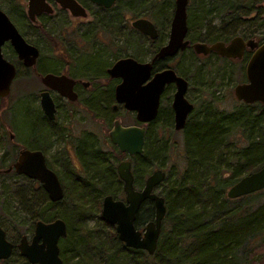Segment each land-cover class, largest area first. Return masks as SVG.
<instances>
[{
	"label": "trees",
	"instance_id": "trees-1",
	"mask_svg": "<svg viewBox=\"0 0 264 264\" xmlns=\"http://www.w3.org/2000/svg\"><path fill=\"white\" fill-rule=\"evenodd\" d=\"M119 1L121 0L117 2ZM214 1L220 3L219 9L225 13L220 21V27L226 29L234 24L240 23L243 26L244 23L255 20V17L250 16L252 5L264 8V4H261L263 0ZM249 3L253 4L249 6ZM164 12L161 9L160 14L163 17ZM191 17H194V14L190 11V22ZM104 22L110 26L109 20L103 21V24ZM198 26L196 32L202 27L201 24ZM224 31L226 30H222L215 37H219L218 40L228 38V32L224 35ZM45 33L50 37L48 31ZM241 36L255 38L256 34L253 31L241 33ZM190 38L191 41L194 39ZM37 72H42L41 66L37 67ZM3 99L5 98H0ZM38 115L37 119L42 120V127L40 131L34 129L35 133L31 136L33 142L42 147L41 144L45 142L42 134L46 135V130L50 133L52 123H46L47 120L41 113ZM161 117H165L163 121L172 118L170 112L167 115L161 112L157 121ZM225 123L230 126L238 125L248 131L245 146L236 148L229 141L230 133L225 128ZM164 126L169 125L165 123ZM151 131L152 129L147 130L143 153L130 157L136 188L143 186L149 174L147 167L151 164L153 156L152 151H148ZM183 135L185 168L180 175L166 174L164 181L156 189L157 193L164 197L166 215L155 253L148 255L143 250L125 247L118 240L113 226L108 224L101 214H98L97 220L100 229L82 226V222L95 213L93 210L95 202L96 212L101 208L102 199L98 198L100 194L103 196L110 194L114 198L123 197L122 181L118 178L113 161H119L125 155L109 143V148L111 151L114 150L115 154L100 151L94 144L90 146L89 154L82 155L85 182L80 184L82 187L73 189V192L64 190L60 202H66L68 199V203L58 217L67 222V235L59 240L61 258L68 249L72 258L76 259V264H243L244 257L241 253L249 241L258 238L259 245L264 246V188L235 199H229L225 194L227 188L240 177L264 164V105L259 102L242 103L241 108L223 114L217 112L209 103L189 119ZM12 147L13 150L7 158L6 154L0 157V169L7 168L16 158L17 153L14 150L17 146ZM225 171L229 172L226 177L223 176ZM5 174L8 173L1 172L0 177L6 176ZM23 178L26 179L24 176ZM30 186L25 194L10 191L8 186L0 188V199L6 204V207L1 209L4 216L0 214L2 226L6 219L13 224H24L18 216L23 213L18 205L22 206L24 203L29 205L31 211L28 218L30 221L28 231L31 233L37 219L50 221L57 218L51 214L45 215V211L48 206L52 208L59 202H51L37 181H31ZM22 198L25 199L24 202L21 201ZM77 201L86 204L90 202L92 208L84 209ZM152 215L151 203L145 202L138 212L137 225L141 228ZM18 240H11L14 246L12 254L8 259L1 260L0 264H30L18 252L16 247ZM253 262L254 260L251 263Z\"/></svg>",
	"mask_w": 264,
	"mask_h": 264
},
{
	"label": "rangeland",
	"instance_id": "rangeland-1",
	"mask_svg": "<svg viewBox=\"0 0 264 264\" xmlns=\"http://www.w3.org/2000/svg\"><path fill=\"white\" fill-rule=\"evenodd\" d=\"M213 3L215 6H212ZM252 4L253 3H249V6ZM261 4H264V0L261 1ZM254 5H252L250 16L255 17V20L244 23L243 26L242 24L240 25V23L234 24L231 28L226 29L220 27V21L225 13L220 11V3H218V1L188 0V35L194 38L192 42L199 41L209 43L218 40L219 37L215 36L220 34L224 29L226 30L223 32L224 35L228 32V38L226 37L227 40L234 35H241V33L254 31L256 34L255 39L258 42H262L264 40V8H256ZM173 7L174 0H121L116 3L114 8L103 13V16H107L108 18L109 16H121V21L123 22L122 29L116 32L115 27L111 31L108 30L103 32V30L99 28L96 29L92 24V30H97V32L95 34L91 32L86 36L84 31L90 28L89 21L92 19L90 14H88L87 18H72L69 13L56 12L45 22L47 24V26H45L46 29H49L50 33L54 34V37H52L54 40L50 38L46 40L40 36L37 29L34 27L36 25L30 23L28 20L26 15V0H0V8L9 15L10 19L19 30L22 32L26 31L24 35L26 40L39 47L41 51L39 63L43 64V72L48 71L45 70V68L49 69L52 67V62L54 64L53 69H50L52 72L53 70L58 72L61 70L62 67L59 58L61 59L63 58L62 55L67 56V54H62L54 49V44L58 47L63 41L66 47H70L76 52L75 55L83 53L84 47L86 49L88 48V50L90 48H98L108 52L110 57L107 62L104 58L105 56L102 57V55H100L99 58H95L96 56L86 55L89 53L83 54V56L86 55L84 61L86 60L89 68L94 70H99L103 67L104 62H106L108 66L117 57L122 56L131 55L133 57L136 56L140 61H147L151 55L150 49L152 48V43L148 38H144L141 34L134 32L130 23L137 17H144L151 20L159 29L161 42H164L172 17ZM161 9L166 12H164V17L160 14ZM190 11L194 14V17H191V22L189 20ZM199 24H201L202 27L196 32L199 28ZM75 25L81 27V30H76L74 28ZM233 27L234 29H232ZM242 29H244L245 32H242ZM82 34L86 39L81 36ZM189 36L188 38H190ZM51 43H53L52 46ZM2 51L4 56L13 62L17 69L16 77L11 84L9 96L0 100V157L6 154L5 157L7 158L12 152V146L14 145L17 146L14 150L15 153H17L21 146L29 148H36L38 146L33 142L31 135L35 133V130L40 131L42 127V120L39 119L38 121L37 119L39 116L38 113H41L38 96L39 92L44 89V86L32 70L27 74L26 69L18 61L10 46L5 45ZM169 65L178 74L185 76L189 80L191 84L189 97L193 99L197 97L196 112L201 111L203 106L209 103L212 104V108L217 112L223 114L234 112L242 107V103L236 100L234 96L233 88L236 84L245 81V58L233 60L221 59L212 54L194 57V52L188 48L182 54L171 59ZM99 81H102L100 84L103 88H110L112 84V82L105 81L104 79H96L93 81V84L87 88V91L90 90L89 92H92L94 84H97ZM198 87L200 90H198ZM58 102L60 105L59 119L55 120V125H52L51 128L54 129V126L63 127V125H65V133H60V135L57 134L51 137V133L50 136L47 134L49 130H46L47 135L44 137L46 139L43 146L46 147V160L48 165L59 174L60 179L63 178L60 180L63 190L67 189L68 192L70 190L73 192V189L82 187L80 184L84 183L86 179V174L80 165V161L77 160L73 153L78 141L83 139L82 130L86 129L89 132H93L98 138V141H100L97 145L101 147L103 151H110L112 154H115V151H111L112 149L109 148L110 144L107 139L111 130L110 127L113 118L110 117L112 114L109 115L107 119L94 116L92 113L78 106H75L77 111L74 109L71 110L72 106L70 104L60 101L59 99ZM75 105H78V103ZM111 105L112 104H110L109 107H111ZM163 107V109H166L168 105L165 103ZM117 112L115 117L123 125L134 123L133 114L126 112L122 108H119ZM218 116H220V114H218ZM162 124V118H159L150 128L152 131L150 134L151 142L148 151H152L151 154H153V156H151V164L147 167L148 173L154 169L161 168L165 171V174L173 173L175 175H180L186 165L183 151L184 135L182 131H175L172 128V124L168 127L162 126ZM225 126L229 131L228 133H230L228 139L236 148H241L247 144V130L245 131L238 125L230 126L225 123ZM10 133L13 134L12 139H10ZM123 158L128 159L126 157ZM117 162L118 161H113L115 167ZM228 174V171L223 172L224 177ZM5 175L6 176L0 177V188L2 189L4 186H8L10 191H17L19 194L27 193L29 188H31V181H34L27 177L25 179L23 176L14 174L13 172ZM102 196L103 195L100 194L98 198L101 200ZM24 200L25 199L22 198L21 201L24 202ZM77 202L84 209L88 207L92 208L90 202L88 204L83 201ZM67 203L68 199H66V202L62 201L57 203L56 206L52 208L48 206L45 215L51 214V216L58 217L59 213L61 214V212H63L62 209L67 207ZM95 204L93 207L95 213L93 216L87 217L86 221L82 222V226L98 230L100 229V224L97 220L101 208L96 212L94 209ZM34 206H36L35 202ZM3 207H6V204L0 199V214H3L1 212ZM18 207H20V211L23 212L18 216L21 217L20 221L24 224H13L10 220L6 219L3 225L8 238L12 241L18 240V237L22 234H27L28 237L32 234L28 231L30 226L28 218L31 215L29 205L24 203L22 206L18 205ZM2 216H4V214ZM142 227L140 229H142ZM259 243L260 240L258 238L247 243L248 245L243 250L244 252L241 253L244 257L242 260L243 264H264V246L261 247ZM62 257L64 264H76L77 262L76 259L72 258L71 252L68 251V249L64 251ZM253 260L254 262L251 263Z\"/></svg>",
	"mask_w": 264,
	"mask_h": 264
},
{
	"label": "water",
	"instance_id": "water-1",
	"mask_svg": "<svg viewBox=\"0 0 264 264\" xmlns=\"http://www.w3.org/2000/svg\"><path fill=\"white\" fill-rule=\"evenodd\" d=\"M53 1L74 16H86V11L76 0ZM89 1L106 8L112 7L116 2V0ZM187 4L188 0H174L167 42L151 61H140L132 56L122 57L107 70L111 77L121 78V83L115 88L116 101L125 109L135 112L136 121L140 123V125L123 126L116 120L109 132L110 142L119 152L128 156L143 153L146 133L144 125L156 119L160 95L166 84L174 82L176 85L172 100L175 130L184 127L187 115L193 109V105L184 96L187 81L177 75L173 68H165L151 76L153 60L172 58L189 45ZM40 12H52L46 0H26V14L30 21H34L36 14ZM130 25L143 35L150 38L157 37L153 22L147 18L137 17L131 21ZM6 43L25 67H35L39 56L38 48L23 37L9 15L0 8V98L9 96L11 84L17 72L15 64L3 54L2 48ZM191 46L197 54L207 55L215 52L222 57L232 59H241L246 48L253 50L245 66V81L236 84L233 93L236 100L242 103L259 102L264 105V41L258 43L254 37L245 39L241 35H235L229 39L228 43L214 41L208 44L196 41ZM40 80L49 90L56 91L71 100L76 97L72 91L73 81L66 75L46 73ZM49 90L40 93L39 104L44 115L53 120L55 105ZM9 136L10 139L13 138L12 133ZM1 172H14L37 181L51 202L56 203L63 199L64 190L60 178L47 165L41 150L20 148L14 161L7 168L0 169ZM116 173L122 181L123 198H114L110 194L103 196L100 214L108 224L113 226L118 240L125 247L140 249L148 255H153L157 249L166 215L164 197L156 191L165 179V171L161 168L151 171L140 188L134 185V176L128 159L117 163ZM263 188L264 164L257 170L240 177L227 188L225 194L227 198L235 199ZM145 202L151 203L153 215L140 229L136 220L141 205ZM66 235L67 224L62 218L57 217L50 221L37 219L31 236L21 235L16 247L19 254L30 264H64L60 256L59 240ZM13 247L0 222V261L11 256Z\"/></svg>",
	"mask_w": 264,
	"mask_h": 264
},
{
	"label": "flooded vegetation",
	"instance_id": "flooded-vegetation-1",
	"mask_svg": "<svg viewBox=\"0 0 264 264\" xmlns=\"http://www.w3.org/2000/svg\"><path fill=\"white\" fill-rule=\"evenodd\" d=\"M49 5L51 6L52 8V12H40L38 14H36L35 16V20L34 21H30V23L36 25L34 26L37 31L39 32L40 36L46 40H48V38L54 40L52 37H54V34L50 33L49 29L47 30L45 26H47V24L45 22H47V19L51 18L52 15H54L56 12L59 13V12H65V13H69L70 16L72 18H87L88 17V14H90L91 16V20L89 21L90 23V28H88V30L85 29V36L88 34H90L91 32H93V34H95L97 32V30H92L93 29V26L92 24L95 26V28H99L100 30H103L104 31H111L113 30L115 27H116V32H118V30L122 29L123 27V22L121 21V16H117V17H110L109 18L107 16H103V13H106L108 12L109 10H111L117 3L118 0H116L115 4L110 7V8H106V7H103V6H99L95 3H92L90 2L89 0H76L79 5H81L84 10L86 11V16H74L72 15L67 9L65 8H62L60 7L56 2H54L53 0H46ZM95 9V10H93ZM27 15V14H26ZM110 22V26H107V24H103V21H108ZM171 20V19H170ZM115 23V24H113ZM170 23V22H169ZM154 24V23H153ZM31 25V24H30ZM131 26V25H130ZM155 28H156V31H157V37L155 38H150L146 35H143L142 33H140L139 31H137L136 29L132 28V30L134 32H137L138 34H141L142 36H144V38H148L149 41H151L152 43V48L150 49V52H151V55L149 57V59L147 61H151L153 59V57L155 56V54L158 52V50L167 42V38H168V32H169V28H168V32L166 34V40L164 42H161V36L159 34V29L157 28V26L154 24ZM17 27V26H16ZM31 27V26H30ZM18 28V27H17ZM74 28L76 30H81V27L79 26H74ZM19 30V28H18ZM20 33L23 35V37L25 38V34H26V31L22 32L21 30H19ZM46 31H48L50 33V37H48L46 35ZM84 39H86L83 34L81 35ZM46 37V38H45ZM26 39V38H25ZM43 39V40H44ZM187 39L189 40V45L187 46V48L185 50H187L188 48H190L193 51L192 49V42L189 38H188V35H187ZM230 39V38H229ZM229 39H224V40H217V41H224L225 43H228ZM247 39V38H245ZM60 40V39H59ZM57 40V41H59ZM63 40V38H62ZM29 42V41H28ZM48 42V41H47ZM64 42V41H63ZM60 43L59 46L61 47H57L56 44H54V49L58 50L60 53L62 54H67V56L65 55H62L63 58H59V61L61 62V70L58 72V71H55L53 70H50V69H53V62H52V67L49 68V69H46L45 70H48L46 72H43V64L39 63L40 60L39 58L41 57V51L39 49V47L37 45H35L37 48H38V51H39V56L37 58V61H36V65L35 67H25L21 61H19L22 66L27 70V74L30 70L33 71V73L39 78L41 79V76L46 74V73H53V74H57V75H66L69 79H71L73 81V84H72V91L73 93L75 94V98L73 100L67 98V97H64L60 94H58L56 91H53V90H49L47 89L43 84L44 86V89L41 90L39 92V96H38V100H40V93L44 90H49V93L53 99V102H54V105H55V117L53 120H50L48 119L44 113L42 112L41 108V114L46 118V123L49 124V122L52 123V125H55V120L56 119H59V112H60V105H59V102H58V99L60 101H63L65 103H68L72 106V109L71 110H75V106H78V107H82L84 108L87 112H90L92 113L94 116H98L100 118H104V119H107V117L109 115H111L110 117H112V124H111V127H113L114 125V122L117 120L121 125H123L115 116L116 114L118 113L117 110L119 108H122L124 109L126 112L130 113V114H133V118H134V123L132 124H129V125H140V123H138L136 121V118H135V112H132V111H129L127 109L124 108V106L121 104V103H118L115 99V88L116 86L121 83V78L120 77H111L107 70L108 68H110L118 59L122 58V57H127V56H122V57H117L110 65H106V62L107 60L109 59V54L108 52H106L104 49H98V48H94V49H89L88 48L86 49L84 47V50H83V53H79V55H75L76 52L71 49L70 47H66L64 45V43ZM31 43V42H30ZM86 43V41H85ZM84 43V45H85ZM150 43V44H151ZM211 43V42H209ZM208 43V44H209ZM260 43V42H258ZM33 44V43H32ZM7 46H9L7 43L5 44ZM4 45V46H5ZM53 45V43H51V46ZM78 48V47H77ZM185 50L183 51H180L179 53H177V55H175L174 57L172 58H169V57H165V58H160V59H155L153 60L152 62V69H151V76L157 72V71H161L165 68H168L170 67L169 65V61L175 57H177L179 54H182ZM86 53H89V54H86ZM253 53V50L249 49V48H246L244 50V55L242 58H245V66H246V63L249 59V57L251 56V54ZM83 54H86L87 56L88 55H91V56H96L95 58H99L100 55L105 56V60L106 62H104L103 64V67H101L99 70H94V69H91L89 68L88 66V63L86 62V60L84 61V58L85 56H83ZM216 55L218 58H221V59H232V58H227V57H222L220 55H218L217 53L215 52H211L207 55ZM207 55H204V54H197L194 52V57L196 56H207ZM61 56V57H62ZM131 56V55H129ZM115 57V56H114ZM133 57V56H132ZM134 58H136L137 60H139L137 57L134 56ZM241 58V59H242ZM233 60V59H232ZM38 66H41V71L42 72H37V67ZM245 66H244V73H245ZM50 70V71H49ZM177 73V72H176ZM177 75H180L182 76L186 81H187V89H186V93H185V98L193 105V109L191 110V112L187 115V118H186V122H185V125L182 129L180 130H175L173 128V123H174V115H173V108H172V100H173V94L176 90V85L174 82H170L168 84L165 85L164 89H163V92L161 93L160 95V99H159V107H158V115L156 117V119L146 125L145 128H146V133H145V138H146V134H147V130L150 129L152 127V125H154L156 122H157V119H158V116L160 115V113H164L167 115V113H171V119H168V120H164L163 119L165 117H161L162 118V126L166 124L170 125L172 124V128L175 130V131H182V133H184V130L188 124V121L191 117H193V115H195V112H196V99H193V98H190L189 97V91L191 90V84L189 83V80L181 75V74H178ZM96 79H104L105 81H109V82H112V84L110 85V88H103V86L100 84L101 82H97V84H94V88H93V91L92 92H89L87 91V88L93 84V81H95ZM41 81V80H40ZM198 90L199 87H198ZM241 102V101H239ZM76 103H78V105H75ZM167 104L168 107L166 109H163V104ZM242 103V102H241ZM111 105V107H109V105ZM39 107H40V104H39ZM204 107V106H203ZM198 112V111H197ZM111 119V118H110ZM129 125H123V126H129ZM65 129H66V126L63 125V127L61 126H54V129H51L50 133H51V137H54L55 135L59 134L60 133H65ZM50 133H48V135L50 136ZM82 134H83V139H80L76 145V149L73 151L74 155L76 156L77 160L80 161V165L83 169V171H85L84 169V165L82 163V155L84 154L85 156H87L89 153L88 151L90 150V146H92L93 144L97 147L98 150L100 151H103L101 147H99L97 144L98 142V138L96 137V135L93 133V132H89L87 131L86 129H83L82 130ZM10 135V134H9ZM47 135V134H46ZM45 133L42 134V136H46ZM41 136V133L39 134V137ZM46 139V138H45ZM108 141L110 144H112L110 142V139H109V134H108ZM37 142L38 139L36 140ZM113 145V144H112ZM42 147L38 146L37 148H29V147H24V148H29V149H38V150H41L43 152V154L45 155V158H46V147L43 146V144H41ZM115 146V145H114ZM23 146H21L20 148H22ZM116 147V146H115ZM19 148V149H20ZM18 149V150H19ZM118 150V149H117ZM114 151V150H113ZM18 152V151H17ZM121 153V152H120ZM123 155H125L124 157L128 158V160L130 161V157L131 156H128L127 154L125 153H121ZM134 156V155H133ZM89 157V156H88ZM124 159V158H123ZM121 159V160H123ZM119 160V161H121ZM118 161V162H119ZM47 162V160H46ZM117 162V163H118ZM131 163V162H130ZM48 165V163H47ZM117 165V164H116ZM49 166V165H48ZM50 167V166H49ZM51 168V167H50ZM52 169V168H51ZM116 169V167H115ZM55 171V170H54ZM56 172V171H55ZM57 173V172H56ZM57 175L59 176V174L57 173Z\"/></svg>",
	"mask_w": 264,
	"mask_h": 264
}]
</instances>
